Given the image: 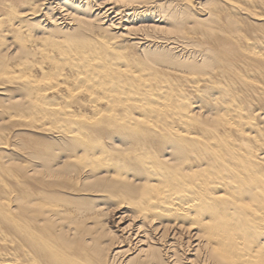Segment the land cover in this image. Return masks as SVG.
I'll list each match as a JSON object with an SVG mask.
<instances>
[{"label": "bare ground", "instance_id": "6f19581e", "mask_svg": "<svg viewBox=\"0 0 264 264\" xmlns=\"http://www.w3.org/2000/svg\"><path fill=\"white\" fill-rule=\"evenodd\" d=\"M103 1L0 0V155L11 132L50 141L0 158L38 180L0 178V264H264V0ZM192 36L219 50L181 65L169 46Z\"/></svg>", "mask_w": 264, "mask_h": 264}, {"label": "rangeland", "instance_id": "374dc122", "mask_svg": "<svg viewBox=\"0 0 264 264\" xmlns=\"http://www.w3.org/2000/svg\"><path fill=\"white\" fill-rule=\"evenodd\" d=\"M106 1L107 0H104L103 2H106ZM108 1H113V0H108ZM117 1H122V0H117ZM154 2H157V1H153L150 4H147L146 7H148V8H145V9H148L150 12H152L154 7H155ZM192 2L199 3L200 4L199 6H201V7L204 6V8H203L204 11L211 10L210 3H208L206 0H202L200 2L193 0ZM157 4H161V5L163 4L165 9L166 8L167 9L174 8V7H176L175 5L178 6V3L175 0H168V1L167 0H163V1L161 0V1L157 2ZM193 6H195V5H193ZM192 14H194V13H192ZM156 18H159V17L154 14V19L158 20ZM192 19H193L192 17H189L187 19L191 22L187 25L191 26V28H194L195 30L203 28V27L205 28V25H207V26L210 25L209 22H206L207 24H204L203 27H202V25H194ZM137 22L139 23V21L136 19V17H133L130 21V23H137ZM196 31H199V30H196ZM177 40L178 41H175V44L173 43L171 46H169V48H172L171 53L176 57L177 61H179L181 63V65L183 63H185L184 61H188L189 63H201L202 58H203L202 56L206 52L207 49L215 50L218 52L219 47H220L218 41L207 42V41L199 39L197 36L196 37L192 36V38L190 37L189 39H182V40L177 39ZM255 49L264 53V47L256 46ZM225 51H226V57H227L228 61L230 63L234 64V66H232V67L229 66L233 71H235L236 69L242 70L249 63H252V61H253L251 59L250 55H242V53H240L241 52L240 48L237 47L236 45L226 48ZM256 64L258 66L259 64H262V62L258 61V62H256ZM176 68H179V67H176ZM183 68L185 70H187V68H185V67H183ZM252 69L256 70L257 68L254 67ZM262 70L264 71V65L262 66ZM257 80L259 81L258 83H259L260 87L255 89L256 91L254 93H251V97L254 99L255 103L257 104L254 106V108L255 109L259 108L260 111H264V103L260 104V102L262 101V98L259 96V94L261 95V93L264 94V77L259 76V77H257ZM181 92L188 95L189 98H194L197 95L196 92H193L192 89L185 88V87L182 88ZM83 113L86 114L87 111H84ZM34 133H38V132H34ZM44 140L49 141L44 137L43 134L38 135V134H32V133H23V135L18 136V135H15L14 132H11L6 137H4L2 140L3 142L8 143L7 144L8 149L1 153L0 158L3 159L4 161L9 160V161H11L13 163H17V164L22 163V164L26 165L29 163L30 165H32L34 160H32L29 156L23 157V155L29 154L28 149H26V144L30 143V142H34V141L42 143V142H44ZM13 167H15V165ZM12 170L13 171L11 172V174L3 172L0 176L2 182L10 189L9 191H11V195L14 194L15 190H17L16 189V183L17 182H22L24 184V186H26L25 188H27V189L28 188L30 189L34 186H37L38 180H35V179L30 180L28 178L21 177V176H19V172L16 171L15 168H12ZM114 203L115 202H113V201H107L105 203L102 201L101 203H99L100 204L99 206H102L104 208V210H108L109 208H112L114 206ZM110 213H113V210ZM113 216H114L113 214L112 215L109 214V217H103L104 222L106 221L107 225H106V228H99L98 227V229H99L98 231H100L101 234H103V233L105 234L106 229L110 228V226H112V219H113L112 217ZM101 222H103V221H101ZM86 224L89 228L91 227L88 223H86ZM81 229H82V227L78 228L75 232V235H72V233H66V235L68 236V238H71V239L73 236H75L76 240L88 242V239L91 236V234H90L91 232L90 231H84V230L81 231ZM112 230H114V229H112ZM79 231H80V233H78ZM18 234H19V231H18ZM121 246H124V244L123 245L115 244L111 248V251H113V248L118 247L117 249H119V247H121ZM60 249L63 252V254L66 256L69 253H71L72 256L74 255L73 254V251H75L74 248L73 249L71 248V250H70V249L62 246ZM124 249L125 248H123L122 250H124ZM123 256L119 255L115 259L109 258L110 260H112L110 263L111 264H119V262ZM57 264H64V263H62V258L59 259Z\"/></svg>", "mask_w": 264, "mask_h": 264}]
</instances>
